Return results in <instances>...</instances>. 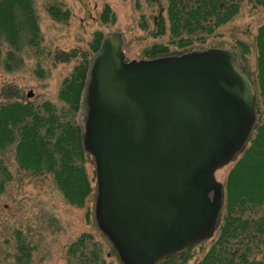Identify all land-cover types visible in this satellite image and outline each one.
Wrapping results in <instances>:
<instances>
[{"label": "water", "instance_id": "water-1", "mask_svg": "<svg viewBox=\"0 0 264 264\" xmlns=\"http://www.w3.org/2000/svg\"><path fill=\"white\" fill-rule=\"evenodd\" d=\"M255 99L229 50L126 61L120 33L102 39L82 141L95 161V219L123 264H156L214 234V173L246 146Z\"/></svg>", "mask_w": 264, "mask_h": 264}, {"label": "trees", "instance_id": "trees-1", "mask_svg": "<svg viewBox=\"0 0 264 264\" xmlns=\"http://www.w3.org/2000/svg\"><path fill=\"white\" fill-rule=\"evenodd\" d=\"M251 1L264 8V0ZM167 2L170 43L184 50L170 52L167 46L154 45L147 52L149 59L203 50L204 47H196V44L204 45L240 10L239 0ZM47 12L55 21L67 20L69 16L68 10L57 5H49ZM109 14L110 8L105 6L102 18L106 20ZM166 29L164 19H160L154 35H163ZM102 38L101 34L96 35L91 45L93 52L98 50ZM41 43L33 0H0V70L12 72L18 62V53L25 47L37 52ZM255 45L259 89L256 121L247 145L239 153L242 156L228 175L225 212L220 216L217 235L200 264H264V24L258 29ZM237 46L241 56L249 52L245 43L238 42ZM78 53V50H72L67 56L73 59ZM234 54L240 69L249 76L245 66L239 63L238 53ZM89 61L82 52L80 62L63 80L58 93V99L63 103L60 107L48 100L37 104L22 102L19 97L0 105V152L13 150L22 171L50 175L67 203L78 208L84 207L92 192L85 171V162L91 155L83 145V128L77 122L83 109ZM259 96L262 110L257 108ZM10 180L11 175L0 160V195ZM17 240L14 264H30V244L19 235ZM87 240L82 236L71 244L72 256L78 264H104L99 247ZM203 242L158 263L180 258L192 246Z\"/></svg>", "mask_w": 264, "mask_h": 264}, {"label": "rangeland", "instance_id": "rangeland-1", "mask_svg": "<svg viewBox=\"0 0 264 264\" xmlns=\"http://www.w3.org/2000/svg\"><path fill=\"white\" fill-rule=\"evenodd\" d=\"M167 1L33 0L42 43L37 52L25 47L18 53V62L12 72L0 70V105L19 97L22 102L37 104L48 100L62 106L58 93L63 80L80 62L82 52L89 60L94 55L91 45L97 34L104 38L112 32L120 33L127 61L149 59L147 52L154 45L167 46L170 52H182L184 49L169 40ZM239 4L238 13L220 26L204 45L196 44V47L238 53L239 63L245 66L256 92H259L255 37L264 24V8L251 0H239ZM49 5L68 10V19L55 21L47 12ZM105 6L110 8L106 20L102 18ZM159 18L164 19L167 29L163 35L155 36ZM238 42L249 46V52L246 51L244 56H241ZM72 50L79 53L76 58L69 59L67 55ZM257 108H263L260 96ZM80 111L77 122L83 128L86 116L84 106ZM241 156L238 154L214 173L215 180L223 187L221 215L225 212L228 175ZM0 160L11 175L0 195V264H14L18 235L31 246L30 264H78L69 247L82 236L99 247L104 264H123L95 219L97 188L93 157H88L85 162L92 192L82 208L67 203L50 175H32L20 170L13 150L0 152ZM216 235L217 231L212 238L192 246L180 258L157 264H200Z\"/></svg>", "mask_w": 264, "mask_h": 264}]
</instances>
